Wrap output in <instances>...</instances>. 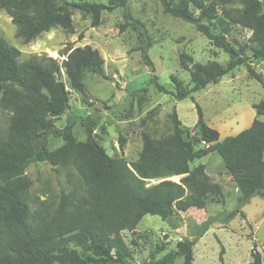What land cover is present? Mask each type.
<instances>
[{
  "label": "trees",
  "instance_id": "16d2710c",
  "mask_svg": "<svg viewBox=\"0 0 264 264\" xmlns=\"http://www.w3.org/2000/svg\"><path fill=\"white\" fill-rule=\"evenodd\" d=\"M127 1L0 0V10L15 25V36L28 43L55 27L73 32V10L90 15L91 26H96L102 11L122 7V27L130 25L136 30L143 43V61L153 71L147 53L149 36L144 24L131 16ZM159 1L164 13L194 24L197 31L228 54L225 66L213 61L191 70L190 91L215 82L246 62L241 51L226 39L224 28L217 31L219 24L249 30L252 57H264V0ZM236 2L241 6L227 7ZM20 54L0 34V109L8 113L6 126L0 130V264H172L176 257L183 258L182 264H193L194 239L177 241L175 248L157 262H133L123 233L133 231L146 214L165 220L175 211L203 208L209 199H220L221 186L210 178L204 164L190 166L208 152L220 156L238 188L236 211L252 197H264V121L258 118L264 115V100L252 105L255 115L249 126L221 141L218 131L204 121L196 105L197 138L190 137L174 118L172 134L159 139L143 134L137 159L128 162L122 156L108 155L92 135L91 125L87 126L86 139L77 140L71 117L62 128L52 121L70 106L62 75L79 93L84 92L86 72L103 76L99 50L89 44L66 46L59 52L64 56L61 61L46 54H32L19 61ZM185 58L189 55L180 53V65L188 69ZM155 85L163 90L162 85ZM50 134L61 137L62 144L48 148ZM197 142L205 146L196 148ZM38 161H47L53 167H72L80 184L61 190L56 201L39 199L32 208V180L25 168ZM160 169L179 176V184H185L190 193L174 201L170 193L179 184L171 179H159L144 187L143 178L158 179ZM211 220L202 223L198 236ZM250 255L249 264H264V255L254 247ZM219 264L225 263L221 260Z\"/></svg>",
  "mask_w": 264,
  "mask_h": 264
},
{
  "label": "rangeland",
  "instance_id": "374dc122",
  "mask_svg": "<svg viewBox=\"0 0 264 264\" xmlns=\"http://www.w3.org/2000/svg\"><path fill=\"white\" fill-rule=\"evenodd\" d=\"M73 1L106 3V0ZM127 6L131 16L146 28L151 43L147 53L154 65L153 71L143 61L140 50L143 43L136 30L130 25L122 27L125 23L122 7L102 11L96 26H91L90 15L83 16L73 10V32L55 27L28 43L15 36V25L8 14L0 10V34L20 50L19 61L32 54H46L61 61L64 56L59 52L64 47L85 44L97 48L103 58V76L86 72L83 93L73 90L62 75L69 90L70 106L52 119L57 127H64L71 117L75 138L85 140L87 126L91 125L92 135L108 155L122 156L132 162L142 147V135L155 139L169 136L173 132L174 118L187 129L190 137L197 138L196 105L204 121L218 131L219 141L250 125L255 115L252 105L264 100V57H252L249 30L235 24H219L217 31L224 28L226 39L241 51L246 62L215 82L190 91L191 70L213 61L225 66L228 54L214 46L194 24L164 13L159 0H128ZM240 6L236 2L227 7ZM180 53L189 55L185 58L188 69L180 65ZM155 83L162 85L163 90ZM181 95L185 96L180 98ZM7 115L0 109V130L6 126ZM258 118L264 121V115ZM62 142L61 137L50 134L47 146L53 149ZM204 146L202 142L195 145L196 148ZM198 163L204 164L210 178L221 186V198L209 199L203 208L175 211L165 220L157 215H144L133 231L123 233L133 262H157L182 239H194L193 264H219L221 260L225 264H249L252 247L264 255V197H252L236 211L239 191L220 156L208 152L194 159L190 166ZM159 171L158 179L143 178L144 187L159 179H171L179 184V176L164 169ZM25 173L32 180L29 191L32 208L39 199L56 201L61 190L68 191L73 184H80L72 167H53L47 161L29 163ZM189 193L190 189L181 183L170 195L175 201ZM208 218L211 222L198 236L202 223ZM182 261V257H176L172 264H182Z\"/></svg>",
  "mask_w": 264,
  "mask_h": 264
},
{
  "label": "crops",
  "instance_id": "0c3cea01",
  "mask_svg": "<svg viewBox=\"0 0 264 264\" xmlns=\"http://www.w3.org/2000/svg\"><path fill=\"white\" fill-rule=\"evenodd\" d=\"M261 116V115H260Z\"/></svg>",
  "mask_w": 264,
  "mask_h": 264
}]
</instances>
